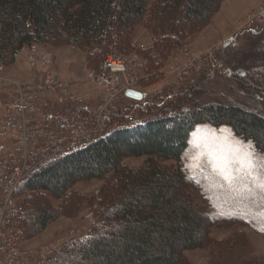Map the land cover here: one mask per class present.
<instances>
[{"label": "trees", "instance_id": "1", "mask_svg": "<svg viewBox=\"0 0 264 264\" xmlns=\"http://www.w3.org/2000/svg\"><path fill=\"white\" fill-rule=\"evenodd\" d=\"M221 1L0 0V63L11 64L14 53L31 43L80 49L110 45L125 51L132 30L142 21L175 41L205 27ZM260 54L264 56V48ZM255 86L264 97V68L256 72ZM114 115L122 121L127 114ZM201 123L228 125L264 149V115L233 104L197 106L172 118L147 120L133 132L117 130L47 164L23 182L17 194L23 197L24 239L83 203L84 197L71 190L76 183L109 178L104 188L114 209L105 231L67 245L48 264H186L184 251L209 243L211 222L201 203L191 201L194 181L179 167L170 172L159 160H178ZM142 156L146 160L140 167L123 164L124 158ZM49 198L63 204L53 209Z\"/></svg>", "mask_w": 264, "mask_h": 264}, {"label": "rangeland", "instance_id": "2", "mask_svg": "<svg viewBox=\"0 0 264 264\" xmlns=\"http://www.w3.org/2000/svg\"><path fill=\"white\" fill-rule=\"evenodd\" d=\"M263 6L264 0H222L205 27L175 41L142 21L132 30L131 44L125 51L110 45L91 49L67 44L48 46L53 57L51 70L69 84L71 94L82 98L92 115H98V120L101 114L108 115L106 123L98 122L97 138L108 135L111 129L116 131L119 120L113 113L121 110L126 116H133L126 122L132 132L139 122L172 118L179 111L184 113L213 103L233 104L264 115L263 93L255 86V74L264 68V56H260L264 48V16L259 15ZM111 53L132 65L131 76L121 74L122 83L135 91L130 97L116 91L122 87L115 86L113 92L120 94L108 99L107 89L90 81V76L97 73ZM132 55L137 59L130 58ZM13 59L9 65L0 63V118L5 107L14 102L15 92L9 89L11 82L22 81L29 73L22 53L18 57L13 55ZM53 104L52 101L51 107ZM69 135L70 131L56 133L53 138L64 139ZM10 142L0 132V155ZM216 143L251 151L256 181L240 173L239 179L228 183L214 173L203 153ZM145 160V156L128 157L123 159V164L136 168ZM159 163L170 172L181 168L194 181L191 201L201 203L211 222L209 243L184 251L186 264H264V189L259 187L264 183V149L259 150L251 140L236 135L228 125L201 123L191 132L178 160L160 159ZM109 180L78 182L71 190L84 197L83 203L97 190L110 202L104 188ZM173 193L177 199V191ZM49 202L53 209L63 204L61 199L49 198ZM83 203L76 204L70 215L59 216L40 233L24 240V247L48 246L82 228ZM191 214L200 218L195 211Z\"/></svg>", "mask_w": 264, "mask_h": 264}, {"label": "built area", "instance_id": "3", "mask_svg": "<svg viewBox=\"0 0 264 264\" xmlns=\"http://www.w3.org/2000/svg\"><path fill=\"white\" fill-rule=\"evenodd\" d=\"M259 15L264 16V6ZM20 53L27 57L30 75L26 80L11 82L9 89L15 92L14 102L5 107L0 118V132L11 140L10 146L0 155V264H48L53 254L66 244L82 243L90 236L103 233L106 218L114 206L95 191L81 212L85 221L82 228L70 233L67 239H57L54 244L26 248L18 189L34 172L94 142L98 122L106 123L108 115L101 114L98 120V115H92L82 98L71 94L69 84L52 72L50 52L37 44H29L15 52L14 57ZM130 58L137 59L135 55ZM131 66L126 59L108 54L101 63L100 72L91 75L90 81L104 86L108 99L120 94L116 91H122L124 95L132 88L122 83L121 74L131 76ZM115 86L122 89L113 92ZM121 113L125 111L121 110ZM132 119L130 115L125 116L118 121L116 130L128 129L126 122ZM139 124L144 126L145 121ZM67 131L70 135L66 138H53V134Z\"/></svg>", "mask_w": 264, "mask_h": 264}, {"label": "snow or ice", "instance_id": "4", "mask_svg": "<svg viewBox=\"0 0 264 264\" xmlns=\"http://www.w3.org/2000/svg\"><path fill=\"white\" fill-rule=\"evenodd\" d=\"M196 147H199V145H196ZM203 155L207 157L213 172L228 183L239 179L240 173H246L253 179V182L256 181L253 176V153L247 149L228 143H216L209 145ZM233 171H235V175ZM259 187L264 189V183H260Z\"/></svg>", "mask_w": 264, "mask_h": 264}]
</instances>
